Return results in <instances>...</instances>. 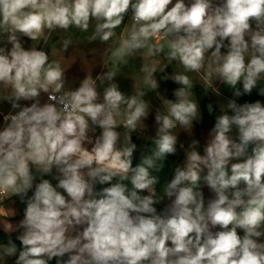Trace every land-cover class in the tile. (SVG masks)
<instances>
[{
  "label": "clouds",
  "instance_id": "obj_1",
  "mask_svg": "<svg viewBox=\"0 0 264 264\" xmlns=\"http://www.w3.org/2000/svg\"><path fill=\"white\" fill-rule=\"evenodd\" d=\"M129 11L127 35L111 55L116 63L143 56L144 83L153 90L155 73L166 67H159L161 54L188 72L206 67L208 77L234 88L237 97L264 78V0H0V41L11 45L0 47V89L6 92L0 100L19 109L4 116L10 122L0 130V194L26 203L19 225H3L7 232L23 229L17 237L22 250L11 240L0 244V264L18 251L15 264L53 258H60L57 264H264V103L229 101L204 154L193 141L160 194L150 169L177 152L173 130L191 129L200 118L189 75L170 77L183 86L175 101H164L167 114L156 115L152 155L133 167L131 132L149 114L145 93L123 94L111 83L113 71L67 89L61 64L22 43L24 36L46 41L57 29L87 32L93 22L90 40L106 43ZM70 44L65 40L64 50ZM241 82L243 92L236 87ZM42 92L48 95L43 104ZM121 125L128 143L118 147ZM94 126L102 132L93 139ZM202 179L213 193L207 201ZM98 184L110 186L97 191Z\"/></svg>",
  "mask_w": 264,
  "mask_h": 264
},
{
  "label": "rangeland",
  "instance_id": "obj_2",
  "mask_svg": "<svg viewBox=\"0 0 264 264\" xmlns=\"http://www.w3.org/2000/svg\"><path fill=\"white\" fill-rule=\"evenodd\" d=\"M126 23V24H125ZM130 17L128 15L125 16L124 24H122V28H120L121 32L120 39L124 36L126 37L127 31L123 32V28L126 25L130 26ZM253 28H255V21L252 22ZM118 34V32H117ZM124 34V35H123ZM163 43V41H161ZM116 46V45H115ZM9 49L11 47H8ZM26 49H30L31 47H25ZM38 50L45 51L48 55L51 53V47H37ZM111 47H68L67 50H64L63 47H57V50H52L56 52V55H51L50 60H55L61 64L62 69L65 70V80L69 86H71L72 90L78 88L80 86L81 81H83L86 75H82L84 66H90L91 70L95 73L92 77L95 79L97 76L107 73L108 71L115 72L116 76L113 78L111 83H115L118 85L120 91L128 97H131L135 94L145 93L143 98L148 104V116L143 118V125L139 126L136 131L131 132V142L137 145L133 157H132V165L136 167L140 165L146 156L152 155L153 150L155 149L154 139L156 137V133L158 130V125L156 123V115L158 113L167 114L168 108L167 104L164 102L165 100H176L175 90L182 87L176 82H174L170 77L175 73H184L189 75L190 79L193 81V86L190 90V99L194 100L199 104V112L200 118L193 122V126L191 129H184L178 126L173 130L174 134L177 135V152L175 154H169L163 162H157V169L161 164L163 166L157 169H150V172L153 176H156L158 179V183L156 185L158 193H163V188L166 184L170 183L175 175V168L177 166H183L186 161V151L191 150V145L193 141H199L197 145V150L204 154V148L207 146L210 140V132L216 123V119L219 115V112L223 115L224 109H226V105L229 101L235 100L238 104L244 103H254L260 101L264 103V95L260 94V89L264 88V78H261L258 81V85L255 86L250 94H243L239 97L235 96V89L229 85H226L221 80L212 77H208L207 68L202 69L200 72H188L184 69L183 65L173 62L172 64H167L166 60H163V54L161 57L157 59L160 61L159 67L162 68L164 64L166 67L163 71H158L155 73V78L158 82V87L156 89H151L149 86L144 83V73L141 68L144 65V58L140 54H136L132 57L126 58L127 63H116L113 58H106L108 53L110 52ZM222 51H226L222 49ZM74 52V53H73ZM75 57H73V56ZM106 58V59H105ZM81 64L82 70L70 68L71 62ZM148 63H152V61H148ZM106 82L104 85L99 87V91H103V88L107 86ZM99 84V81H98ZM243 92V84L238 83L236 86ZM199 88L205 91V94L209 101L215 105L212 107V111H209V107L207 109V113L204 114L202 111L201 104L199 102L198 93ZM218 90V92H217ZM1 96L5 95L6 92L4 89H0ZM46 97V100L43 98ZM41 103L48 102L47 93H41L39 97ZM34 101H20L22 106H30ZM9 103V101H8ZM6 105L3 106L5 110ZM19 111V109H15L14 113ZM229 114L231 110H228ZM13 113V114H14ZM124 115L118 119H124ZM3 119V115L0 116V121ZM10 121H8L9 123ZM1 124V122H0ZM6 127V125H4ZM0 126V130L3 128ZM96 127L95 132H89V135L93 137V139L98 136L102 129L98 126ZM121 133V143L118 144V147H123V144H127V137L129 133L125 130L124 126L121 125L116 129ZM134 139V140H133ZM91 147V145H89ZM238 162V161H234ZM35 173V169H33ZM55 169L53 172L55 173ZM207 174V169L202 173V177ZM37 179L34 183L40 182V175L36 173ZM43 179H49L53 185L57 183V181L53 178L52 175H45ZM128 184L129 188L132 187L130 181H125ZM99 184L96 185V190L98 189ZM201 190L204 192L206 201L207 199L213 196L211 190L207 187L206 182L201 181ZM63 191V190H61ZM98 191V190H97ZM142 194H147L146 192ZM168 203L167 199L162 203L157 205L158 211L162 210L166 204ZM0 207L3 209V212L0 213V219L2 218V224L0 226V230L6 233H13L17 237L23 231V229H18L12 232L5 231L3 225L10 223L15 228L24 218V211L26 208V203L21 200L19 195L12 194H0ZM239 234L242 236L243 231L238 230ZM261 241H264V237L260 238ZM17 255V254H16ZM16 256L8 257L6 259L5 264H15Z\"/></svg>",
  "mask_w": 264,
  "mask_h": 264
},
{
  "label": "crops",
  "instance_id": "obj_3",
  "mask_svg": "<svg viewBox=\"0 0 264 264\" xmlns=\"http://www.w3.org/2000/svg\"><path fill=\"white\" fill-rule=\"evenodd\" d=\"M174 2H175V0H174ZM127 15L130 17L131 11H129V13ZM94 23L95 22H93L90 25V28L87 32H83V31H80V30H77L74 28L69 29L67 31L63 30V29H57L56 31L52 32L51 34L46 33V41L41 40L39 43H37L36 41H33L32 39H30L26 36L22 37L21 39H22V43H23L24 47H32L33 45H35L36 47H51L52 50H57V47H63V42L65 40L71 41V44L69 45V47H111V50L108 53V56L106 58L107 59L113 58L111 53L116 47L119 46L120 37L122 36V35H120V32L122 30V29L120 30V28H122V25L117 28L118 34L114 38H112L110 41L105 43V42H101L99 40H96V41L90 40V36L92 35V32L94 30ZM122 24H124V22ZM123 32H126L125 27L123 28ZM42 39H44V38L42 37ZM6 44H7L6 38L4 41H0V47L5 46ZM7 47H11V45L7 44ZM52 50L50 52L51 54L49 55V57H51V55H54V53L56 55V52L52 51ZM70 66H71L70 68H73L74 70L75 69L80 70V68L82 70L81 64L79 62L74 64L72 61ZM82 71H83V72H81L82 75L84 74V75H86V77L88 75H93L95 73L94 71L91 70L90 66H84ZM65 87L67 89L72 90L71 86H69L68 83L65 84ZM2 97L3 96H1V94H0V98H2ZM43 99L46 100V97H44ZM4 105H6L5 110L3 109ZM14 110L15 109L12 108L11 103L10 102L8 103V100H6V99L0 100V116H1V114L3 115V119H1V121H0L1 122V124H0L1 128L4 127V125H6L8 123L4 120V116L9 115V114H13ZM2 212H3V209L0 207V213H2ZM2 221H3V219L1 218L0 219V226L2 224Z\"/></svg>",
  "mask_w": 264,
  "mask_h": 264
},
{
  "label": "trees",
  "instance_id": "obj_4",
  "mask_svg": "<svg viewBox=\"0 0 264 264\" xmlns=\"http://www.w3.org/2000/svg\"><path fill=\"white\" fill-rule=\"evenodd\" d=\"M198 98H199V102L201 104L202 111L204 114L207 113V109H208L209 105H211L212 107H215V105L212 104L209 101V99L207 98L205 91L201 88H199ZM250 151H251V149H250ZM107 186H110V185H99L97 190L99 191L103 187H107ZM33 191H34V189L28 193V196H31ZM9 240H11L12 242H14L17 245L18 250H22V247H23L22 243L17 239V236L15 234H13V233L9 234V233H6V232H3L0 230V244H7L9 242ZM18 255H19V251L17 252L16 259L18 258ZM67 258L68 257L66 255L63 259L66 260ZM58 259H60V258H53V260H51L49 262V264H57Z\"/></svg>",
  "mask_w": 264,
  "mask_h": 264
},
{
  "label": "water",
  "instance_id": "obj_5",
  "mask_svg": "<svg viewBox=\"0 0 264 264\" xmlns=\"http://www.w3.org/2000/svg\"><path fill=\"white\" fill-rule=\"evenodd\" d=\"M219 115H222L221 112H219ZM134 140V139H133Z\"/></svg>",
  "mask_w": 264,
  "mask_h": 264
}]
</instances>
